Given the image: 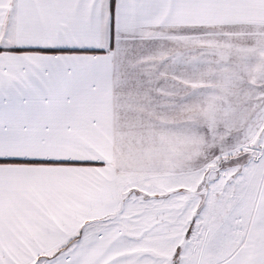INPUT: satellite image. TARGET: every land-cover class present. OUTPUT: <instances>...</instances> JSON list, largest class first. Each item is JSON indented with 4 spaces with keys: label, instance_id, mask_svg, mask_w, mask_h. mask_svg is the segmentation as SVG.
<instances>
[{
    "label": "snow or ice",
    "instance_id": "snow-or-ice-1",
    "mask_svg": "<svg viewBox=\"0 0 264 264\" xmlns=\"http://www.w3.org/2000/svg\"><path fill=\"white\" fill-rule=\"evenodd\" d=\"M0 264H264V0H0Z\"/></svg>",
    "mask_w": 264,
    "mask_h": 264
}]
</instances>
